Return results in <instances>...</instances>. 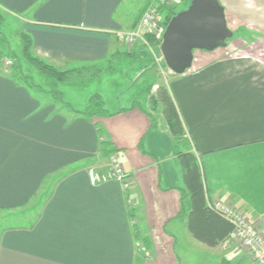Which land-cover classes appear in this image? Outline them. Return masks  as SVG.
<instances>
[{
    "label": "crops",
    "instance_id": "1",
    "mask_svg": "<svg viewBox=\"0 0 264 264\" xmlns=\"http://www.w3.org/2000/svg\"><path fill=\"white\" fill-rule=\"evenodd\" d=\"M219 3L264 34L262 13L242 0ZM127 5L128 0H0V12L17 19L34 57L65 71L134 52L119 39L137 25ZM219 49L193 57L189 70L167 77L166 88L208 200L240 209L264 238V58L215 55ZM153 87L142 103L115 111L103 106L110 116L87 117L76 113L92 106V96L73 108L67 100H77L76 89L60 88L57 102L0 66V213L6 220L0 264H178L194 255L255 264L227 238L209 248L188 231L189 200L180 192L174 141L157 116L160 108L150 111L147 101ZM133 103L139 107L132 109ZM148 114L156 119L155 129ZM102 140L115 152L100 156ZM112 156L130 175L128 191L116 181L90 182V172H108ZM36 200V217H19L18 210Z\"/></svg>",
    "mask_w": 264,
    "mask_h": 264
},
{
    "label": "rangeland",
    "instance_id": "2",
    "mask_svg": "<svg viewBox=\"0 0 264 264\" xmlns=\"http://www.w3.org/2000/svg\"><path fill=\"white\" fill-rule=\"evenodd\" d=\"M128 0V13L129 17L136 18V23L143 13L150 7L156 6L158 11V23L165 29L166 28V13L171 10L175 15L186 10L191 0ZM220 1V0H218ZM245 6L253 8L254 11L262 13L261 22L264 23V0H242ZM139 11V12H138ZM225 11V10H224ZM4 17V22L0 26V66L4 69L2 60L8 59L12 61L7 55L9 53L15 54L17 59L20 60V72L22 75L31 77V81L34 86H38L43 92L48 91L50 86L49 82L46 81L39 72L31 64L27 63L21 58V41L19 38L20 28L19 22L16 18ZM225 19L228 29L232 32V37L226 41V46L220 48L215 55L229 57L233 59L239 58H264V34L253 28L245 27V24H252L250 22H244L230 16L225 11ZM262 24V23H261ZM264 27V26H262ZM165 31V30H164ZM151 39V40H150ZM132 51L133 57H126L117 59L115 62L110 64L111 72H103L102 74L94 77V79H83L75 84H64V87L60 86L61 89L72 88L76 89L79 93L76 99L68 101L67 97L65 100L73 107L80 108L82 106V100L89 98L95 94L100 96L103 103L104 109L108 111H115L119 108L126 106L133 101H139L142 103L150 89L153 87V94L148 95L147 101L149 103V97L157 93L159 88H166L167 77L171 76V72L164 64L160 53V44L158 45V39L156 37L145 36L142 40H139L133 44H128ZM207 52V51H206ZM205 55L204 51L196 50L193 52V57H200ZM14 61V60H13ZM13 65V62H12ZM12 65L5 70H11ZM98 70L99 68H105V65H92ZM101 66V67H100ZM87 95V96H86ZM71 98V97H70ZM160 112L157 111V116L161 117L166 126L162 108ZM185 139L187 135H185ZM37 205V206H36ZM39 203L30 204L29 206L18 210L19 217H24L25 221H32L38 212ZM10 213V212H9ZM4 213H0V227L4 226ZM178 264H222L220 259H216L213 256H200L196 255L190 259L189 262Z\"/></svg>",
    "mask_w": 264,
    "mask_h": 264
},
{
    "label": "trees",
    "instance_id": "3",
    "mask_svg": "<svg viewBox=\"0 0 264 264\" xmlns=\"http://www.w3.org/2000/svg\"><path fill=\"white\" fill-rule=\"evenodd\" d=\"M173 16L175 14L171 10L167 11L165 17L166 25ZM3 22L4 17L0 12V26ZM19 38L21 41V58L35 67L39 74L49 82L48 93L57 102L62 101V94L58 90L59 85L75 84L83 79H94V77H97L103 72L110 73L111 67L109 65L118 59V55H113L107 62L100 64L101 66L105 65V68H99L98 70L94 66H88L58 71L31 54L32 43L28 35L21 32ZM1 56L2 54L0 53ZM126 56L133 57V54L128 53ZM7 57L13 62L11 71L15 79L28 87H36L33 85L30 76L22 75L20 72V60L17 59V56L9 53ZM149 103V109L152 112H156L161 106L166 128L174 141L173 156L179 163L183 185L180 192L182 196L189 200V212L187 215L188 231L196 241L209 248H214L230 236L233 230L232 223L215 210L206 196L201 167L195 154L191 150L192 146L188 137L185 139L184 134L186 135V132L183 123L167 88H159L155 95L149 97ZM90 104L92 106L88 107L87 110L81 113L77 112L76 114L87 117H92L96 114L110 116L106 111H103V103L98 95L91 97ZM135 107H139V104L133 103L131 108L133 109ZM148 116L150 118V129H155L157 127L156 119L149 114ZM99 134L102 137V133L100 132ZM114 152L115 150L109 148V143L103 140L101 141L100 156H107ZM131 219L134 220L133 214H131Z\"/></svg>",
    "mask_w": 264,
    "mask_h": 264
},
{
    "label": "water",
    "instance_id": "4",
    "mask_svg": "<svg viewBox=\"0 0 264 264\" xmlns=\"http://www.w3.org/2000/svg\"><path fill=\"white\" fill-rule=\"evenodd\" d=\"M232 37L224 8L218 0H191L186 10L166 25L160 44L165 66L174 74L190 69L193 52H211L226 46Z\"/></svg>",
    "mask_w": 264,
    "mask_h": 264
},
{
    "label": "built area",
    "instance_id": "5",
    "mask_svg": "<svg viewBox=\"0 0 264 264\" xmlns=\"http://www.w3.org/2000/svg\"><path fill=\"white\" fill-rule=\"evenodd\" d=\"M164 30L158 23V11L156 6H150L141 16L139 23L129 33H120L119 39L128 44L142 40L145 36L156 37L161 41ZM3 67L9 68L12 61L2 60ZM92 184L106 181L118 182L125 191L131 188L130 175L124 170L120 160L116 156L109 158V170L103 175L89 173ZM215 210L228 219L233 230L228 241H233L240 249H243L255 264H264V238L257 232L254 226L247 220L243 212L236 207H224L219 203L213 205ZM139 247V245L137 244Z\"/></svg>",
    "mask_w": 264,
    "mask_h": 264
}]
</instances>
